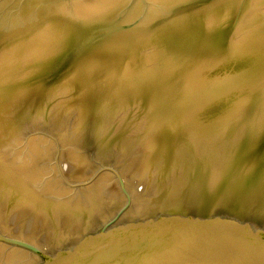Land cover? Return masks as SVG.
<instances>
[{
  "label": "water",
  "instance_id": "95a60500",
  "mask_svg": "<svg viewBox=\"0 0 264 264\" xmlns=\"http://www.w3.org/2000/svg\"><path fill=\"white\" fill-rule=\"evenodd\" d=\"M0 264H264V0H0Z\"/></svg>",
  "mask_w": 264,
  "mask_h": 264
}]
</instances>
